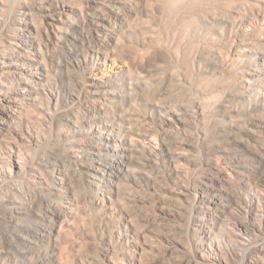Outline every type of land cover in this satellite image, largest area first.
Returning a JSON list of instances; mask_svg holds the SVG:
<instances>
[{
	"label": "rangeland",
	"instance_id": "obj_1",
	"mask_svg": "<svg viewBox=\"0 0 264 264\" xmlns=\"http://www.w3.org/2000/svg\"><path fill=\"white\" fill-rule=\"evenodd\" d=\"M0 264H264V0H0Z\"/></svg>",
	"mask_w": 264,
	"mask_h": 264
}]
</instances>
